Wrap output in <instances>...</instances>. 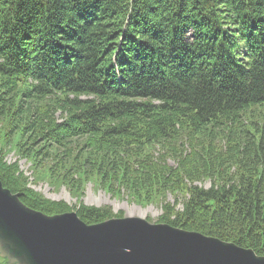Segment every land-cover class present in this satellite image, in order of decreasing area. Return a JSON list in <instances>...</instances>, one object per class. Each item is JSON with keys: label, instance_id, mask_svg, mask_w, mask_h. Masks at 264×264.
<instances>
[{"label": "trees", "instance_id": "16d2710c", "mask_svg": "<svg viewBox=\"0 0 264 264\" xmlns=\"http://www.w3.org/2000/svg\"><path fill=\"white\" fill-rule=\"evenodd\" d=\"M12 151L264 257V0H0V181L49 216L123 218L48 200Z\"/></svg>", "mask_w": 264, "mask_h": 264}, {"label": "water", "instance_id": "95a60500", "mask_svg": "<svg viewBox=\"0 0 264 264\" xmlns=\"http://www.w3.org/2000/svg\"><path fill=\"white\" fill-rule=\"evenodd\" d=\"M0 181V258L8 264H264L253 250L136 217L87 225L48 216Z\"/></svg>", "mask_w": 264, "mask_h": 264}, {"label": "rangeland", "instance_id": "374dc122", "mask_svg": "<svg viewBox=\"0 0 264 264\" xmlns=\"http://www.w3.org/2000/svg\"><path fill=\"white\" fill-rule=\"evenodd\" d=\"M56 118L59 122L63 121L60 114ZM6 161L8 162V164L18 162L20 171L27 178H29L30 187L34 191L42 194L50 201L64 202L71 208H78L82 204L99 209L109 208L112 210L113 214L117 216L143 218L148 219L152 224H160L159 218L163 215L161 203L153 202L139 204L135 200L130 198L125 192L116 195L113 192L108 191L106 188H103L98 184L91 182H88L84 186L83 191L80 193L82 194L80 198L78 196L79 193L74 195L71 189L63 184L51 185L48 181H46L48 179H37L39 175H37L36 172H40L41 169H36L35 167L32 168V162L27 161L26 159L19 158V156H17L15 152L12 151L11 153H9L6 157ZM170 164L175 165L173 160L170 161ZM200 186L207 189L211 187V184L207 182L205 184H200ZM167 201L171 204L175 203V200L172 196L168 197ZM3 261L5 262V264H8L7 260ZM3 261L0 259V264H2Z\"/></svg>", "mask_w": 264, "mask_h": 264}]
</instances>
